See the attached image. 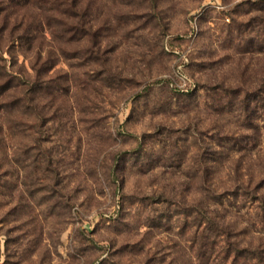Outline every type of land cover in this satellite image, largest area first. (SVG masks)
Wrapping results in <instances>:
<instances>
[{
    "label": "rangeland",
    "instance_id": "374dc122",
    "mask_svg": "<svg viewBox=\"0 0 264 264\" xmlns=\"http://www.w3.org/2000/svg\"><path fill=\"white\" fill-rule=\"evenodd\" d=\"M82 3L95 44L32 5L0 14V57L52 79L0 109V264L190 261L198 202L264 243V99L240 91L264 80V0Z\"/></svg>",
    "mask_w": 264,
    "mask_h": 264
},
{
    "label": "trees",
    "instance_id": "16d2710c",
    "mask_svg": "<svg viewBox=\"0 0 264 264\" xmlns=\"http://www.w3.org/2000/svg\"><path fill=\"white\" fill-rule=\"evenodd\" d=\"M83 0H0V14L5 18L4 25H8L10 16L13 11H18L19 8L32 5L39 11H44L48 16L55 19H48L49 25L56 26L53 28V35H68L69 41H80L84 36H91L93 41L92 24L90 21V13L86 7L83 8ZM59 11L60 16L57 17L53 12ZM6 12V13H2ZM67 16V19L63 18ZM8 20V22H7ZM68 20V21H67ZM20 31L17 33L21 41L27 42V47L32 42L31 38L35 37L32 34V25L30 21H24L21 17L16 16L12 22ZM10 24V23H9ZM6 26L0 27V36ZM38 27L41 29L44 24L39 21ZM14 29H11L9 36H12ZM1 38V37H0ZM95 44V41H93ZM99 48V47H98ZM41 78V77H40ZM38 81H33L30 77L16 73L11 70L7 60L0 57V109L7 114H11L18 107L24 109L34 108L37 102V92H41L47 82L52 79L46 78ZM259 87L252 89H240L243 92V100L248 106L250 97L255 94V97L264 99V80ZM41 84V85H40ZM47 87V84H46ZM48 89V87L46 88ZM264 103L262 102V105ZM247 110V107H246ZM261 187V186H260ZM249 194L250 188L243 187ZM253 198L260 201L264 205V194L253 193ZM196 215L195 239L197 243H193L194 254L190 261L180 259L176 264H264V243L258 245L244 244L233 233V229L229 223L216 216V209L212 206H205L198 202L192 206ZM236 237V238H235ZM104 264V262H100ZM121 264V263H117Z\"/></svg>",
    "mask_w": 264,
    "mask_h": 264
}]
</instances>
